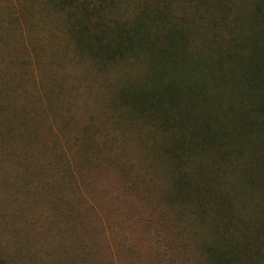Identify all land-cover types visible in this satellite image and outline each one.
Returning a JSON list of instances; mask_svg holds the SVG:
<instances>
[{
  "label": "rangeland",
  "instance_id": "rangeland-1",
  "mask_svg": "<svg viewBox=\"0 0 264 264\" xmlns=\"http://www.w3.org/2000/svg\"><path fill=\"white\" fill-rule=\"evenodd\" d=\"M248 58L264 0H0V264H264Z\"/></svg>",
  "mask_w": 264,
  "mask_h": 264
},
{
  "label": "trees",
  "instance_id": "trees-1",
  "mask_svg": "<svg viewBox=\"0 0 264 264\" xmlns=\"http://www.w3.org/2000/svg\"><path fill=\"white\" fill-rule=\"evenodd\" d=\"M143 26H145L144 23H139V25L137 27L138 32L143 30V28H142ZM146 27H147V23H146ZM135 33L136 32H134L133 34H135ZM176 34H178V33H176L173 30V31H166V32L162 33L161 35L165 39H168L167 41H164L165 43L172 44L174 47H176V40H174ZM144 36H149L146 29H145V35ZM152 41L155 42V40H153V39H152ZM152 41L150 39L146 44L144 43V46L148 51L153 48V42ZM164 42L161 43L160 45H163ZM154 45H155V47H157L156 44H154ZM159 49L162 51V49L160 47H159ZM163 50H165V48ZM235 56L237 58V61L242 64V60L237 55H235ZM251 57H253V56L251 55ZM245 63H246V66L243 68V73L241 75V78L246 80V83L250 85V90L252 89L251 92L254 91L257 93V92H259V89L264 84V79H263L264 78V75H263L264 60H257V59H253V58H248L245 60ZM261 75H263V77ZM148 79H150V82L152 83L151 78L148 77ZM238 79H239V76H238ZM173 86H174V83L168 84L167 87L165 88V90L167 91L166 92V91L162 90L163 86H160L158 83H156V85H154L152 87L153 89H151L150 92L140 93V96H138V97L135 96V98L140 99L142 101V104L144 103V101H146V102L149 101V104H157L160 101V97H164L165 95H166L165 99H168V101H173L176 99L175 98V93H176L175 90L176 89H174L176 86L174 88H173ZM258 102H260V101H258ZM257 103H256V106H257ZM250 109H252V105H251ZM244 113H245V111H244ZM257 125H258L257 121H253L251 124V127H249V128L242 124L240 126V131H249L253 128H257L258 127ZM204 127H208V126H204ZM228 133L233 134L232 132H228ZM228 133H227V131H220V132L214 133V134H217V136L223 135V137L225 139V136H227ZM211 135L212 134L207 132L206 133L207 138L205 140L207 141L209 139H213V136H211Z\"/></svg>",
  "mask_w": 264,
  "mask_h": 264
}]
</instances>
